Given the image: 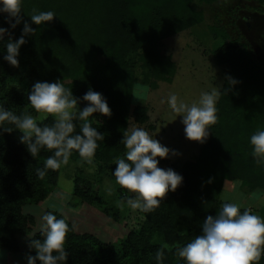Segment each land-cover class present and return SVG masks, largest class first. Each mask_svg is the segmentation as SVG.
<instances>
[{
  "label": "trees",
  "instance_id": "16d2710c",
  "mask_svg": "<svg viewBox=\"0 0 264 264\" xmlns=\"http://www.w3.org/2000/svg\"><path fill=\"white\" fill-rule=\"evenodd\" d=\"M210 5L218 0H199ZM264 8V0H256ZM192 0H23L22 23L10 28L6 14L1 27L8 32L0 40V105L20 114L19 102H28L27 95L37 81H62L76 98H82L91 88L106 99L111 115L94 113L89 119L104 140L94 157L97 174L114 171L117 158H124L126 148L120 143L128 121L142 124L148 120L147 109H131V96L136 70L142 82L152 86L154 80L171 82L175 64L170 57L152 51L162 40L200 24L201 11L191 7ZM33 10L55 12L56 17L43 26L31 24ZM36 29L25 36L19 50V66L3 60L9 37H20L23 22ZM217 41L212 48L215 61L224 68L223 93L216 104L217 123L210 126L209 135L198 155L186 160L177 173L182 184L168 192L161 205L145 214L142 225L113 243L100 242L87 233H76L71 224L66 235L68 252L65 264H157L155 253L163 248V264H184L176 249L200 234L204 219L221 209L220 194L224 183L238 181L248 190L264 194V163L257 164L249 145L250 136L264 130V66L252 57L246 43L232 39L224 28L209 26ZM228 77L238 83L229 87ZM23 82L25 94L16 91L11 82ZM29 104V103H26ZM15 106V108L13 107ZM30 105V104H29ZM86 102L79 99L78 109ZM32 110H34L32 108ZM53 119L39 123L51 125ZM75 132L80 131L78 119ZM3 127H13L5 122ZM20 133L0 131V248L11 254L35 255L28 247L32 239H43L39 231L20 250L16 233L33 224L31 215L21 208L39 205L54 190L60 168L48 169L45 177H37L51 151L41 149L31 157L19 141ZM81 158L73 150L70 159ZM99 176V175H98ZM210 181V182H209ZM72 207L78 204H102L92 180L79 173L72 177ZM128 196L119 189V197ZM244 209H241L243 211ZM58 218H64L52 210ZM106 213L114 215L106 207ZM264 217V209L262 210ZM65 219V218H64ZM181 231L185 233L181 235ZM24 233V232H23ZM39 264V262H37ZM264 264V256L259 262Z\"/></svg>",
  "mask_w": 264,
  "mask_h": 264
},
{
  "label": "clouds",
  "instance_id": "9594fccd",
  "mask_svg": "<svg viewBox=\"0 0 264 264\" xmlns=\"http://www.w3.org/2000/svg\"><path fill=\"white\" fill-rule=\"evenodd\" d=\"M23 0H0V13L6 14V23L15 28L22 23ZM56 14L52 10H33L31 24L43 26L51 22ZM36 29L24 21L22 32L15 41L9 37L3 60L12 67L19 66V50L26 43L25 36L35 33ZM8 29L0 27V40ZM229 87L238 83L228 77ZM223 93L219 86L203 91L199 100L191 104L180 100L176 94H170L167 104L176 117H180L185 138L203 143L210 126L217 123L216 104ZM79 99L86 102L78 109ZM27 101L36 112L54 116L51 125L39 124L30 113L17 115L0 105V131L20 133L19 141L25 145L31 157L41 149L51 151L43 162V168H37V177L43 179L48 169L56 170L67 165L73 150L77 151L82 162L90 165L88 171H95L94 157L98 142L104 140L89 119L94 113L105 117L111 115L106 99L100 92L89 88L82 98L73 96L62 81H37L27 95ZM164 101H162L163 103ZM79 120L80 131L75 132V120ZM7 122L13 127H3ZM120 143L127 149L124 158H117L112 175L116 183L127 192L122 202L134 210L143 213L154 211L168 192H174L183 182L181 174L172 168L158 167L160 160L176 155L153 138L142 127L127 128ZM252 155L257 164L264 163V130H257L249 138ZM159 158V159H157ZM210 182V181H209ZM40 232L43 239H32L28 247L35 255L26 257L27 264H65L68 252L65 239L70 225L64 218H58L53 212L40 216ZM181 235L185 232L181 231ZM176 254L184 264H253L264 255V217L254 214L250 209L241 211L237 202H225L218 213L208 215L203 221L199 235L176 249ZM164 251L158 248L155 253L157 264H163Z\"/></svg>",
  "mask_w": 264,
  "mask_h": 264
},
{
  "label": "rangeland",
  "instance_id": "374dc122",
  "mask_svg": "<svg viewBox=\"0 0 264 264\" xmlns=\"http://www.w3.org/2000/svg\"><path fill=\"white\" fill-rule=\"evenodd\" d=\"M191 7L202 12V22L162 40L152 48V51L170 57L175 64L171 82L153 79L154 84L150 86L142 82L140 69L136 70L131 109L135 106L145 107L148 120L139 124L131 117L127 127L129 130L132 127H142L162 145L175 150L176 155L170 152L167 158L160 160L158 167L172 168L176 172L183 162L198 155L202 143L185 138L180 117H176L166 102L168 96L176 94L180 100L191 104L199 100L201 92L210 91L215 86H219L221 90L223 84L224 68L212 56V48L217 41L212 38L208 27L224 28L232 39L246 43L254 60L264 66V8L256 0H218L210 5L192 0ZM3 15L4 13H0V21ZM11 84L21 95L25 94L23 82L13 81ZM19 103L16 107L20 114L30 113L37 123L46 119L54 121L53 115L32 110L31 105L26 104L28 102ZM13 107L15 108L14 105ZM90 167L92 166L82 162V158H69L68 164L60 167L57 184L44 201L39 205H26L21 208V213L31 215L34 221L15 235L21 251L26 250L27 240L40 231V216L46 210L60 213L76 233L91 234L103 243L123 239L142 225L145 214L122 202L119 197L121 187L116 183L115 177L108 170L102 174H97L96 169L90 172ZM79 173L92 180L94 189L101 195L102 204L82 203L71 206L70 203L74 202L72 177ZM127 194L135 195L130 192ZM220 201L222 204L237 202L241 209H250L254 214L263 217V191H248L238 181L224 183ZM106 207L114 215L106 213ZM0 264H27V260L26 256L11 254L0 248Z\"/></svg>",
  "mask_w": 264,
  "mask_h": 264
}]
</instances>
